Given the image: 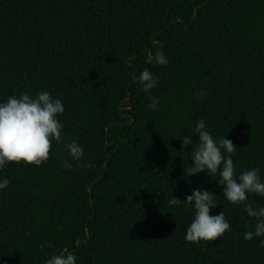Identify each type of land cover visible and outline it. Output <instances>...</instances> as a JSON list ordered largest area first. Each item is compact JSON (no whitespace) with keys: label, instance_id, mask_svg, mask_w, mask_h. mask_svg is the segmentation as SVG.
Listing matches in <instances>:
<instances>
[{"label":"trees","instance_id":"16d2710c","mask_svg":"<svg viewBox=\"0 0 264 264\" xmlns=\"http://www.w3.org/2000/svg\"><path fill=\"white\" fill-rule=\"evenodd\" d=\"M159 53L167 65L147 62ZM145 69L159 79L155 111ZM45 90L63 99V139L41 166L0 170V264L66 249L77 264H264V238L244 239L255 220L218 174L191 176L182 142L198 143L203 119L233 141L237 173L264 178V0H0V101ZM73 139L85 155L65 170ZM194 189L230 223L218 241L184 239L194 205L168 201Z\"/></svg>","mask_w":264,"mask_h":264},{"label":"clouds","instance_id":"9594fccd","mask_svg":"<svg viewBox=\"0 0 264 264\" xmlns=\"http://www.w3.org/2000/svg\"><path fill=\"white\" fill-rule=\"evenodd\" d=\"M148 63L167 65L168 59L164 53L147 58ZM138 82L143 91L149 94V109L155 111L159 99L151 95V90L157 88L159 79L150 70L145 69L138 75ZM201 96L204 93H200ZM65 113L62 98H56L49 91H39L34 96L29 93L12 95L5 101H0V170L10 165L41 166L50 158L53 141L63 139V124L60 117ZM198 143L193 144L185 137L183 148L193 145L191 176L206 173L209 177L218 174L219 185L223 186V196L227 202L243 205L247 215L255 220L254 230L244 233L246 241L254 238H264V206L254 207L248 203L250 195L264 198V178L259 167L237 173L232 153L236 146L232 140L217 138L207 128L203 119L199 120L194 129ZM68 157L62 167L71 170L72 161L79 162L85 155L83 146L77 139L66 144ZM86 168L92 164L84 165ZM9 179L0 178V191L8 188ZM214 195L208 190L194 189L183 201L173 195L168 201L170 206L181 204L194 205V218L188 226L185 241L198 244L200 242L218 241L226 232L231 230L230 223L224 211L212 215L216 208ZM264 244V240H262ZM78 257L73 251L64 250L47 260L46 264H77Z\"/></svg>","mask_w":264,"mask_h":264},{"label":"water","instance_id":"95a60500","mask_svg":"<svg viewBox=\"0 0 264 264\" xmlns=\"http://www.w3.org/2000/svg\"><path fill=\"white\" fill-rule=\"evenodd\" d=\"M131 61V60H130ZM138 74V73H137ZM137 74H136V76H137ZM136 76H135V78H136ZM108 161H109V159L107 160V163H106V166H107V164H108Z\"/></svg>","mask_w":264,"mask_h":264}]
</instances>
